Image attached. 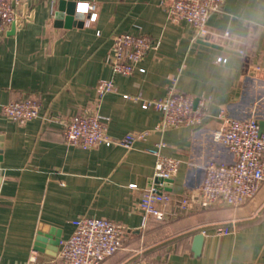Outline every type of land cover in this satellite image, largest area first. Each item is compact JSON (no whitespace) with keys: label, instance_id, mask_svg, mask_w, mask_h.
<instances>
[{"label":"crops","instance_id":"1","mask_svg":"<svg viewBox=\"0 0 264 264\" xmlns=\"http://www.w3.org/2000/svg\"><path fill=\"white\" fill-rule=\"evenodd\" d=\"M60 1L28 0L30 17L22 27L0 31V264L32 257L64 264L58 244L40 250L35 242L38 236L67 238L71 221L83 216L123 228L121 248L101 264H264V181L235 206L159 204L163 219L145 217L129 186H150L156 156L149 149L160 144L161 154L179 160L163 188L179 198L202 182L207 163L234 160L212 138L225 117L264 120V74L258 69L264 64V0H224L207 19L206 27L234 35L242 49L202 42L188 22L169 14L164 0H86L96 4L97 19L86 26V14L82 26L71 27L54 24ZM68 2L76 7L78 0ZM122 32L156 42L140 63L143 71L121 75L107 63L112 36ZM101 79L111 80L114 89L99 95ZM172 87L207 101L201 124L161 128V113L142 106ZM24 97L39 101L38 118L4 116L5 103ZM87 111L106 117L113 139L146 134L128 145L85 149L66 143L65 123ZM220 227L229 232L219 233ZM198 233L203 239L195 254Z\"/></svg>","mask_w":264,"mask_h":264},{"label":"built area","instance_id":"2","mask_svg":"<svg viewBox=\"0 0 264 264\" xmlns=\"http://www.w3.org/2000/svg\"><path fill=\"white\" fill-rule=\"evenodd\" d=\"M163 2V1H162ZM224 0H164L169 14L183 19L194 29L197 36L204 35L208 17L219 11ZM87 13L86 24L92 22L96 4ZM28 0H0V31L22 27L29 19ZM225 34H229L225 31ZM156 45L149 36L129 32L112 36L111 51L106 61L114 73L129 75L143 71L140 63L148 51ZM217 61L225 62L226 57L218 56ZM264 74V64L258 66ZM114 89L111 80H99L96 90L99 95ZM128 97V95H125ZM143 107H152L161 113V128L195 126L202 123L207 101L201 97L179 91L174 87L157 99L143 100ZM40 103L34 97L10 100L2 106V113L11 120L29 121L40 115ZM106 117L97 111H87L73 115L64 125L62 136L66 143L81 148L99 144H130L142 139L145 132L133 131L120 139H113L106 133ZM259 119L224 118V124L213 130L212 138L225 144L234 154L231 162L210 161L204 167L202 182L179 198H173L164 190V182L178 172L179 160L159 152L160 144L149 149L156 156L154 173L149 187L139 190L135 183L129 186L139 196V207L144 216L152 215L163 219L165 211L159 204L178 202L183 209H204L217 204L239 205L251 198L264 181V128L260 130ZM157 179V181H156ZM73 231L65 239L59 240L57 258L64 264H101L122 246L121 225L102 217H78L73 219ZM219 233L229 232L228 227L218 228ZM54 260L32 257L18 264H53Z\"/></svg>","mask_w":264,"mask_h":264},{"label":"water","instance_id":"3","mask_svg":"<svg viewBox=\"0 0 264 264\" xmlns=\"http://www.w3.org/2000/svg\"><path fill=\"white\" fill-rule=\"evenodd\" d=\"M76 7L74 2H68L67 4H64V0H61L59 2V6L55 11H53L54 15V24L59 27H71L72 25L82 26L83 20L76 18ZM205 33L204 35L200 36V40L206 44H212L218 48H223L224 46H233V47H239V49L243 48V43L238 44L235 39L234 35L232 34H225V31H218L214 30L212 31L208 27H205ZM15 29L14 27H11L10 33H14ZM243 41V40H241ZM259 126L260 130L264 128V120H259ZM1 152V151H0ZM172 179H169L164 182V185L167 186ZM157 181V179H156ZM175 204L178 205V202ZM183 209V208H182ZM203 234L198 233L194 236V243H193V252L195 254H198L200 252L201 244H202ZM58 239H47L45 241L44 237L38 236L37 241L35 242V246L37 249H52L56 250V244H58ZM46 242H48L46 245Z\"/></svg>","mask_w":264,"mask_h":264},{"label":"clouds","instance_id":"4","mask_svg":"<svg viewBox=\"0 0 264 264\" xmlns=\"http://www.w3.org/2000/svg\"><path fill=\"white\" fill-rule=\"evenodd\" d=\"M91 6L89 3L86 2V0H78L76 5V18L78 19H85L86 14L90 11ZM97 19V14L93 12L91 20L95 21ZM87 26V24H86Z\"/></svg>","mask_w":264,"mask_h":264}]
</instances>
